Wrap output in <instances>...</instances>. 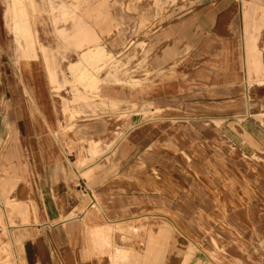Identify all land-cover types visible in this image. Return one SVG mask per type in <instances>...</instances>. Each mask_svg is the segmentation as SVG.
<instances>
[{
	"label": "crops",
	"instance_id": "1",
	"mask_svg": "<svg viewBox=\"0 0 264 264\" xmlns=\"http://www.w3.org/2000/svg\"><path fill=\"white\" fill-rule=\"evenodd\" d=\"M6 6L0 264H264V0L174 4L142 38L136 88L82 61L95 47L127 52L115 2H87L59 28L72 63L52 59L56 46L18 59ZM81 65L97 92L78 83Z\"/></svg>",
	"mask_w": 264,
	"mask_h": 264
},
{
	"label": "rangeland",
	"instance_id": "2",
	"mask_svg": "<svg viewBox=\"0 0 264 264\" xmlns=\"http://www.w3.org/2000/svg\"><path fill=\"white\" fill-rule=\"evenodd\" d=\"M0 2L7 5L4 15L5 30L9 32L6 46H15L16 57L25 59L24 57L31 56L35 58L39 55L38 57L42 60L47 55L50 58V51L46 49V46H56L55 51L51 52L55 54L51 57L57 63H72L78 60L79 57V54H73V52L69 51L70 47L74 46V39L61 38L65 42L63 49L57 47L58 41H60L59 28L64 26L72 31L77 21L83 17L81 14L82 9H84L82 5L87 2L89 4L91 2H100V9H105L106 7L102 5L107 4V2H115L116 31L131 30L132 38L125 45L127 52L121 56L116 57L113 54H107L109 59L107 58L104 67L108 69V78H111L115 83H126L136 88L141 85L140 77L146 73L145 62L147 58L145 53H143L146 43L142 42V38L157 30L162 25L163 19L169 18L174 4L178 2H193V0H24V19L30 31V36L26 40L18 36L16 29H14V33L12 31V11L9 7V2H13V0H0ZM28 2L30 4L36 2V4H42V6L31 5L28 7ZM1 25L2 23H0ZM12 33L14 34V39L10 36ZM82 61L91 66V62L83 57ZM78 83H81V81H78ZM132 108L143 112L144 116L149 114L144 110L136 109L135 105ZM126 114V111L117 113L115 119H123ZM212 243L215 247L214 253L219 255L220 251L217 243L214 240H212Z\"/></svg>",
	"mask_w": 264,
	"mask_h": 264
},
{
	"label": "bare ground",
	"instance_id": "3",
	"mask_svg": "<svg viewBox=\"0 0 264 264\" xmlns=\"http://www.w3.org/2000/svg\"><path fill=\"white\" fill-rule=\"evenodd\" d=\"M13 10L15 13L16 23L15 29L18 36L24 38L25 40L30 35L29 27L26 24V20L24 19L25 12L23 11V1L22 0H14L13 2ZM27 46L28 43L26 42ZM110 52L104 47H95L85 51L82 57L91 62V67L94 69H103L106 65L105 62L107 61V54ZM111 54V53H110ZM31 57V56H28ZM24 57V58H28ZM34 58V57H31ZM74 75L76 76L78 81L85 82V88L87 91L92 93L97 92L98 83L100 82L96 78L92 77L89 70L85 69L84 66H80L78 69L73 70ZM53 80V78H52ZM54 82V81H52Z\"/></svg>",
	"mask_w": 264,
	"mask_h": 264
}]
</instances>
